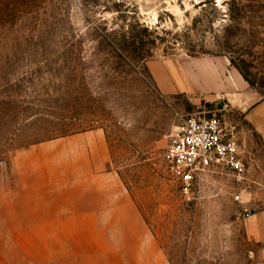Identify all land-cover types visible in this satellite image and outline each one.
Wrapping results in <instances>:
<instances>
[{
	"label": "rangeland",
	"instance_id": "rangeland-1",
	"mask_svg": "<svg viewBox=\"0 0 264 264\" xmlns=\"http://www.w3.org/2000/svg\"><path fill=\"white\" fill-rule=\"evenodd\" d=\"M261 99L264 0H0V264H262L244 180L202 172L188 200L166 158L211 116L263 158ZM118 195L122 216L87 215Z\"/></svg>",
	"mask_w": 264,
	"mask_h": 264
},
{
	"label": "built area",
	"instance_id": "built-area-1",
	"mask_svg": "<svg viewBox=\"0 0 264 264\" xmlns=\"http://www.w3.org/2000/svg\"><path fill=\"white\" fill-rule=\"evenodd\" d=\"M166 158L172 177L178 180L188 200L202 172L221 166L240 179L247 171L244 151L226 122L217 116L189 118L180 123L171 135ZM239 198L240 195L235 196L236 200ZM243 211L250 215L246 208Z\"/></svg>",
	"mask_w": 264,
	"mask_h": 264
},
{
	"label": "crops",
	"instance_id": "crops-1",
	"mask_svg": "<svg viewBox=\"0 0 264 264\" xmlns=\"http://www.w3.org/2000/svg\"><path fill=\"white\" fill-rule=\"evenodd\" d=\"M163 75H165V73H163ZM205 75L206 72L203 71L201 76L205 77ZM162 80L166 88L168 89L172 88L173 84L170 81V78L168 79L166 76H163ZM207 81L205 80L202 81L203 82L202 85L209 86L208 87L210 88L209 91L215 92V90L217 89H213L215 88L214 85L211 82H209V80ZM241 88L243 89L245 87H241ZM236 102H241V97H238ZM245 111H246L245 112L246 119L248 120V122L252 124V126L262 135L264 139V99L248 104ZM49 148H55V147H49ZM259 150H260L259 147H251L250 150L244 152L247 171L245 175L242 178H240V180H244V186L241 188V194L239 200L242 204V208L243 209L246 208L250 213V215L248 216L244 214L243 217L244 230L250 239L262 244V249H263L262 264H264V157L262 158L259 156L260 153ZM72 152L74 151L72 150ZM217 167L219 166H216L211 170H215ZM232 174L235 175L233 172ZM93 187L94 189L92 191L99 190L101 192H105V187H103V189H98L99 187L97 184H94ZM28 189L30 192L32 191L31 187L29 188L28 186L27 188L22 183H18L16 187H14V190H12L11 192L6 191L5 196L7 197V200L5 199V201H8L10 199L12 201L19 200V195L28 193L29 192L27 191ZM10 193L15 194L16 198H12V197L9 198L8 195H11ZM54 202H55L54 203L55 206L53 207V210L56 213L49 216H53V217L58 215L67 216L66 211H71V209L73 211V206H72L73 200L66 201L70 204L69 206L62 205V203L56 205V203L58 202L57 200H54ZM122 202H125V200L122 201L120 195H118L116 198H113L111 200L110 199L106 200L105 198L103 199L101 197V200L96 201L95 207H92L87 215L97 216V217H112V218L120 217L122 216L121 214L122 210H125L126 207L131 208V204L129 202L127 203L128 205L125 206L121 205ZM133 208L135 209V207ZM58 210L60 211V213H57Z\"/></svg>",
	"mask_w": 264,
	"mask_h": 264
}]
</instances>
